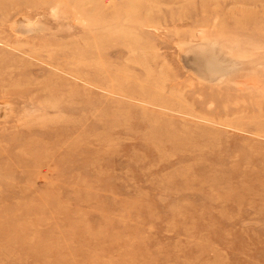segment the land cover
<instances>
[{"label":"rangeland","instance_id":"1","mask_svg":"<svg viewBox=\"0 0 264 264\" xmlns=\"http://www.w3.org/2000/svg\"><path fill=\"white\" fill-rule=\"evenodd\" d=\"M0 264H264V0H0Z\"/></svg>","mask_w":264,"mask_h":264},{"label":"bare ground","instance_id":"2","mask_svg":"<svg viewBox=\"0 0 264 264\" xmlns=\"http://www.w3.org/2000/svg\"><path fill=\"white\" fill-rule=\"evenodd\" d=\"M214 56H215V55H214ZM216 56H218V54H217ZM216 56H215V57H216ZM217 59H218V58H217ZM222 60H223V59H222ZM207 61H208V60H207ZM209 61H211V59H210ZM215 61H216V60H215ZM215 61H214V59H213V62H215ZM219 61H220V60H219ZM223 61H224V60H223ZM213 62H212V63H213ZM212 63H207L208 66H209V69H211V71H212L211 73L214 72V71H213V70H214L213 68L215 67ZM217 63H220V62L217 61ZM220 64H221V63H220ZM220 64H218V65H220ZM208 66H207V67H208ZM216 67L218 68L217 65H216ZM208 71H209V73H210V70H208ZM213 75H214V73H213ZM213 75H212V76H213Z\"/></svg>","mask_w":264,"mask_h":264}]
</instances>
